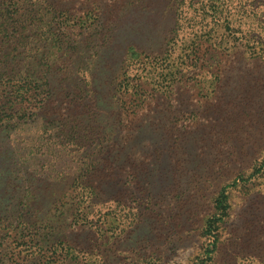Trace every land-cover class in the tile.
I'll list each match as a JSON object with an SVG mask.
<instances>
[{"label":"trees","instance_id":"1","mask_svg":"<svg viewBox=\"0 0 264 264\" xmlns=\"http://www.w3.org/2000/svg\"><path fill=\"white\" fill-rule=\"evenodd\" d=\"M224 24L264 58V0H0V155L15 164L2 162L0 175L42 177L56 190L41 208L54 240L42 264H113L121 254L163 264V251L144 262L121 250L144 226L136 240L169 249L207 238L197 264H242L235 243L256 233L252 264H264V216L254 230L237 227L227 250L218 232L229 190L264 172L259 107L205 95L199 105L225 115L189 117L191 81H220L206 52L230 42ZM27 111L34 127L21 123ZM112 211L134 212L131 233L108 228Z\"/></svg>","mask_w":264,"mask_h":264},{"label":"rangeland","instance_id":"2","mask_svg":"<svg viewBox=\"0 0 264 264\" xmlns=\"http://www.w3.org/2000/svg\"><path fill=\"white\" fill-rule=\"evenodd\" d=\"M224 25L220 30L229 34L228 40L230 42L227 43L225 37H223L221 48L218 51L214 50V45L212 47L209 45L206 52V62L210 67L214 66V64H216L215 66L221 65V75H218L220 76V81L214 80L213 85L208 81L199 84V82L197 83L199 80L195 78L191 81L196 85L194 90L187 95L188 100L191 102L190 112L192 113L189 115L190 120L195 122L200 117L217 116L221 118V115L222 117L225 115V113H222L217 108L218 104L213 106L207 105L208 107L204 106L205 104L203 105L204 107L199 105L203 102V96L206 95L210 98L214 96L213 94L217 95L214 96V99L217 97V103H220L221 99L226 101L231 100L230 106L232 107H236L235 104L246 97V102L256 104L260 108L257 110L251 109V111L259 115L261 114L264 119V58H256L255 53H252L253 47L249 45L246 48L243 43L240 44L237 38L238 33L226 27V24ZM220 30H218V34L223 32H220ZM218 34L216 31L212 33L214 36ZM214 42L215 40H213L212 44ZM234 43L235 46L233 45L234 47L229 48ZM248 53H251L250 57ZM215 60L217 63H214ZM202 78L204 79V77ZM256 91H258L257 94ZM199 93L202 94L200 95ZM250 98H253V101H250ZM237 110L238 108H234L232 112H236ZM29 112H21L19 118L21 121H26L21 123H29L34 127V118L30 117ZM262 127L264 128V125ZM11 134L13 135L15 132ZM21 134L23 137H19L18 144H24L26 138L24 133L21 132ZM14 144L17 146L16 141ZM15 145L12 147L14 150L16 149ZM12 161L13 159L0 155V164L7 162L14 166V161L13 163ZM11 171L13 170L11 169ZM24 184L33 187L35 185L38 191L32 190V187L31 190L26 191ZM48 184L42 177L40 181L32 179L25 181V178H21L19 172L14 176L5 175L2 177L0 175V264H42L44 261L46 257L43 255L44 245L47 248L49 241H54L48 238L51 231L49 222L42 219L47 209L41 212V208L47 203L48 198L52 196L50 194H54L56 191L54 189V192L51 193V188L46 187ZM261 194L264 197V172L259 173L250 182L239 184L229 190V215L226 217L225 222L220 223V228L218 229L220 238L223 241L222 249L227 250L229 243L235 239V229L237 227H241L244 224L251 230H254L258 226V223H262L261 218L264 216V206L259 205V203L263 204L264 198H260L259 195ZM22 200H25L30 207L21 205ZM30 201H32L31 204L29 203ZM207 203L205 202V206L209 209L210 207ZM133 213L126 216L122 215V218L118 219L117 212L112 211L108 221V228L110 230H124L128 228L135 220L136 215ZM55 224L58 225L59 222L56 221ZM133 229V227H129L128 231L131 233ZM242 230L246 231V229ZM249 230H247V233ZM148 231L149 227L146 228L144 226L136 232L131 233L130 238L127 240H120L121 244L119 245L121 250H137L136 252H126V254L132 256L134 259L139 258L140 260H144V262L153 261L154 256H159L160 252L163 251L164 253L160 255L162 256L161 261H163V264H197V258L202 255L204 247L208 242L207 238L196 233L191 238L178 240V243L182 247H173L172 249H169L168 245H162L165 240H136V237ZM249 234L251 233L249 232ZM110 241L112 242V240ZM250 241L247 244H242L241 242L235 243V245H238V249H245V253L240 251L241 254L239 255V257L244 258L241 260L242 264L253 263L254 252L256 250L254 244L259 243L261 240L255 233V235L251 234ZM150 242L157 243V245L153 248L151 246H143ZM253 242L255 243L253 244ZM156 247H160L159 251ZM223 254L224 252H221L219 258ZM119 257L121 262L115 260L113 264L126 263L127 256L125 254L119 255Z\"/></svg>","mask_w":264,"mask_h":264}]
</instances>
